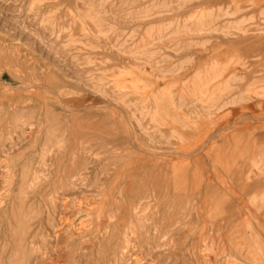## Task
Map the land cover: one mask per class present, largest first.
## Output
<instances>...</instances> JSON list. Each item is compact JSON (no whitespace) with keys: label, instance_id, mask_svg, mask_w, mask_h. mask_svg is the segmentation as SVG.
<instances>
[{"label":"rangeland","instance_id":"374dc122","mask_svg":"<svg viewBox=\"0 0 264 264\" xmlns=\"http://www.w3.org/2000/svg\"><path fill=\"white\" fill-rule=\"evenodd\" d=\"M243 112L264 0H0V264H264Z\"/></svg>","mask_w":264,"mask_h":264},{"label":"crops","instance_id":"0c3cea01","mask_svg":"<svg viewBox=\"0 0 264 264\" xmlns=\"http://www.w3.org/2000/svg\"><path fill=\"white\" fill-rule=\"evenodd\" d=\"M243 113H242V116H246V118L249 119V120H254V122L258 121L259 124H262L264 122V112H255V113L254 112H243ZM230 115H233V113H230ZM255 116H258V117H255ZM237 119H239V118L236 117L235 120H237ZM258 136H259L260 145L264 146V131H260V133L258 134ZM224 145L225 144H222V143L219 144L218 143L217 147L215 145H212V147L215 148V149L217 148V150H218V149H221V146H224ZM242 146H243V148L241 149V151H244L245 152V151L249 150V149H247V145L246 144H243ZM235 148L238 149L237 146H235ZM248 165L250 166V164H248ZM243 168H244V166H243ZM244 173L245 172H243L241 174L243 175ZM247 179L248 178H246L244 180V182H247ZM243 196L245 198V195H243Z\"/></svg>","mask_w":264,"mask_h":264},{"label":"bare ground","instance_id":"6f19581e","mask_svg":"<svg viewBox=\"0 0 264 264\" xmlns=\"http://www.w3.org/2000/svg\"><path fill=\"white\" fill-rule=\"evenodd\" d=\"M199 21H200V19H199ZM199 21H198V22H199ZM209 21H210V20H209ZM200 22H201V21H200ZM196 25H197V23H196ZM184 27H185V26H184ZM184 27H183V28H184ZM193 27H194V26H193ZM180 28H181V27H180ZM185 28H186V27H185ZM189 28H190V27H188V29H189ZM206 29H207V31H208V28H207V27H206ZM206 29H205V30H206ZM185 30H187V29H184L183 31H185ZM187 31H188V30H187ZM189 31H190V29H189ZM193 31H194V29H193ZM185 32H186V31H185ZM203 32H205V31H203ZM193 33H194V32H193ZM220 76H221V75H220ZM198 79H199V78H198ZM132 85H133V84H132ZM195 89H196V88H195ZM200 89H202V88H200ZM196 90H198V89H196ZM202 90H203V89H202ZM249 90H250V89H249ZM207 91H208V90H207ZM200 92H201V91H200ZM200 92H199V93H200ZM250 93H251V92H250ZM201 99H202V98H201ZM208 100H209V99H208ZM209 101H210V100H209ZM205 102H206V101H205ZM203 103H204V102H203ZM207 103H208V102H207ZM205 104H206V103H205ZM146 116H147V115H146ZM148 116H150V115H148ZM152 118H153V117L151 116V119H152ZM153 120H154V119H153ZM75 164H76V163H75ZM75 164H74V165H75ZM74 165H73V166H74ZM81 165H83V164H81ZM73 166H72V167H73ZM80 168H81V167H80ZM78 169H79V168H78ZM85 169H86V168H85ZM71 171H72V170H71ZM81 171H82V170H81ZM81 173H82V172H81ZM69 175H71V174L69 173ZM79 176H80V175H79ZM71 177H72V176H71ZM74 177H76L75 174H74ZM77 177H78V176H77ZM65 178H66V177H65ZM78 178H79V177H78ZM78 178H77V179H78ZM82 178H83V177H82ZM73 179H76V178H72V180H73ZM133 179H134V178H133ZM70 181H71V180H70ZM60 182H62V181H61V178H60ZM67 185H68V184H67ZM52 199H53V198H52ZM123 200H124V199H123ZM88 201H89V200H88ZM5 203H6V202H5ZM79 204H80V203H79ZM91 204H92V203H91ZM117 205H118V204H117ZM117 205H116V206H117ZM84 206H85V205H84ZM53 207H54V206H53ZM82 207H83V206H82ZM82 207H81V208H82ZM85 207H86V206H85ZM90 207H91V206H90ZM148 207H149V206H148ZM86 209H88V208H86ZM136 209H137V208H136ZM117 210H118V209H117ZM133 211H134V210H133ZM92 212H93V211H92ZM97 212H98V211H97ZM85 213H86V212H85ZM134 213H135V212H134ZM146 213H147V212H146ZM90 215H91V214H90ZM117 215H118V214H117ZM138 215H140V214H138ZM106 216H107V215H106ZM136 216H137V215H136ZM40 217H41V216H40ZM40 217L37 216V218H40ZM113 217H114V216H113ZM137 217H138V216H137ZM37 218H35V219H37ZM107 218H109V217H107ZM118 218H119V217H118ZM138 218H139V217H138ZM41 219H42V218H41ZM99 219H100V218H99ZM31 220H32V218H31ZM31 220H30V222L33 221V220H32V221H31ZM42 220H43V219H42ZM119 220H120V219H119ZM35 221H36V220H35ZM108 221H109V220H108ZM123 221H124V220H123ZM37 222H38V221H37ZM96 222H97V221H96ZM98 222H99V221H98ZM98 222H97V223H98ZM28 223H29V222H28ZM33 223H34V222H33ZM33 223H32V224H33ZM120 223H121V222H120ZM122 223H123V222H122ZM29 224L31 225V223H29ZM29 224H28V225H29ZM42 224L44 225V223H42ZM30 225H29V226H30ZM38 225H39V224H38ZM43 225H42V226H43ZM58 226H59V224H58ZM61 226H62V225H61ZM30 227H31V226H30ZM30 227H29V228H30ZM43 227H44V226H43ZM63 227H64V226H63ZM112 227H113V226H112ZM112 227H111V228H112ZM27 228H28V227H27ZM115 228H116V227H115ZM30 229H32V228H30ZM30 229H28V230H30ZM38 229H40V226H39ZM45 229H46V228H45ZM45 229H44V230H45ZM59 229H60V228H59ZM62 229H63V228H62ZM83 229H84V228H83ZM41 230H42V229H41ZM114 230H115V229H114ZM32 231H33V229H32ZM46 231H47V230H45V232H46ZM28 232H30V231H28ZM61 232H63V231H61ZM23 233H24V232H23ZM53 233H54V232H53ZM59 233H60V232H59ZM68 233H69V232H68ZM78 233H80V232H78ZM78 233H77V234H78ZM81 233H82V232H81ZM105 233H106V231H105ZM25 234H26V233H25ZM27 234H28V233H27ZM33 234H34V233H33ZM57 234H58V233H57ZM57 234H56V236H57ZM70 234H71V233H70ZM74 234H75V233H74ZM125 234H126V233H125ZM39 235H40V233H39ZM39 235H38V236H39ZM41 235H42V234H41ZM104 235H105V234H104ZM104 235L101 237V239H102L103 237L106 236V235H105V236H104ZM53 236H54V235H53ZM73 236H74V235H73ZM83 236H84V235H83ZM126 236H127V234H126ZM32 237H33V236H32ZM127 237H128V236H127ZM12 238H13V237H12ZM41 238H42V236H41ZM82 239H83V238H82ZM108 239H109V238H108ZM39 240H40V239H39ZM44 240H45V239H44ZM103 240H104V239H103ZM28 242H30V241H28ZM104 242H105V241H104ZM44 243H45V242H44ZM44 243H43V244H44ZM30 244H31V243H30ZM142 244H143V243H142ZM23 246H24V245H23ZM32 246H33V245H32ZM21 247H22V246H21ZM21 247H20V248H21ZM29 247H30V245H29ZM139 247H140V246H139ZM149 247H150V246H149ZM160 248H161V247H160ZM14 249H15V248H14ZM20 250H22V249H20ZM23 251H25V249H24ZM124 252H125V251H124ZM25 253H27V252H25ZM120 254H121V253H120ZM149 255H150V254H149ZM26 257H27V256H26ZM134 257H135V256H134ZM39 259H40V258H39ZM39 259H38V260H39ZM126 259H127V258H126ZM134 259H135V258H134ZM134 259H133V260H134ZM29 260H30V259H29ZM106 260H107V259H106ZM23 261H25V260H23ZM98 262H99V261H98ZM128 262H129V261H128ZM134 263H135V262H134ZM150 264H151V263H150Z\"/></svg>","mask_w":264,"mask_h":264}]
</instances>
